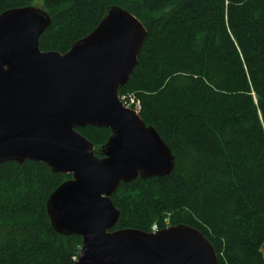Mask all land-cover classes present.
Wrapping results in <instances>:
<instances>
[{"label": "trees", "instance_id": "trees-1", "mask_svg": "<svg viewBox=\"0 0 264 264\" xmlns=\"http://www.w3.org/2000/svg\"><path fill=\"white\" fill-rule=\"evenodd\" d=\"M37 1L50 18L42 52L65 54L108 7L146 30L119 97L139 104L174 167L119 185L114 229L185 225L209 241L218 264H264V0H0V15ZM77 132L97 156L111 134ZM70 178L41 163L0 164V264L75 263L81 238L56 233L46 213Z\"/></svg>", "mask_w": 264, "mask_h": 264}, {"label": "water", "instance_id": "water-1", "mask_svg": "<svg viewBox=\"0 0 264 264\" xmlns=\"http://www.w3.org/2000/svg\"><path fill=\"white\" fill-rule=\"evenodd\" d=\"M48 24L39 5L0 15V164L30 161L71 176L46 199V213L56 233L81 238L74 264H218L209 241L188 226L114 229L119 211L110 197L119 185L162 178L174 167L158 133L118 97L145 28L108 7L89 35L59 54L39 49ZM86 126L111 132L100 156L77 132Z\"/></svg>", "mask_w": 264, "mask_h": 264}, {"label": "built area", "instance_id": "built-area-1", "mask_svg": "<svg viewBox=\"0 0 264 264\" xmlns=\"http://www.w3.org/2000/svg\"><path fill=\"white\" fill-rule=\"evenodd\" d=\"M121 101H122V103H123L126 107H130V108L133 107V109L136 110V111L139 110V104H138V103H134L133 100H130V101H128V103H126V102H125V98H124V97H121Z\"/></svg>", "mask_w": 264, "mask_h": 264}, {"label": "rangeland", "instance_id": "rangeland-1", "mask_svg": "<svg viewBox=\"0 0 264 264\" xmlns=\"http://www.w3.org/2000/svg\"><path fill=\"white\" fill-rule=\"evenodd\" d=\"M34 5H35V6H37V5H38V1H37V2H35V3H34ZM166 228H167V227H166Z\"/></svg>", "mask_w": 264, "mask_h": 264}]
</instances>
